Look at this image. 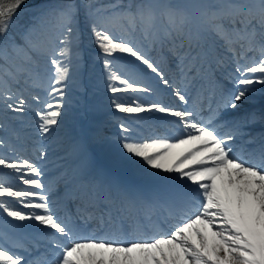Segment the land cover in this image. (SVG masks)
Returning <instances> with one entry per match:
<instances>
[{"label":"snow or ice","instance_id":"obj_1","mask_svg":"<svg viewBox=\"0 0 264 264\" xmlns=\"http://www.w3.org/2000/svg\"><path fill=\"white\" fill-rule=\"evenodd\" d=\"M25 2L0 0L3 110L26 113L28 100L21 88L36 82L41 62L47 61L51 66L49 95L57 99L35 115L39 134H52L63 114L65 89L70 82L77 83L83 22L88 39L99 50L96 58L102 60L106 72L111 107L130 114L137 126L148 129L159 128L152 123L153 114L175 118L164 123H174L178 135L165 129L138 137L129 124L120 122V159L133 163L138 159L154 174H175V181L156 175L161 185L151 191L123 184L96 167L82 143V164L71 177L67 193L79 200L78 211L75 219H61L45 192L51 191V185L42 182L43 169L27 158L0 155L2 224L20 229L32 227L23 222H38L49 249V259L37 262L22 244L8 247V232H0V264H264V134L257 146V138L242 131L248 124L264 122V112L221 123V109L225 117L230 115L226 110L239 109L248 94L257 90L254 85L264 86V0H193L186 4L116 0L107 5L60 0L40 10L17 36L10 33L12 20ZM159 18L165 23L157 27ZM118 28L127 34L139 31L145 42L167 49L185 87L170 81L160 63L136 40L117 36ZM117 53L134 58L139 67L135 63L117 65ZM250 53L258 55L253 58ZM225 57L234 62L237 75L229 79L235 89L223 94L215 109H209L208 119H198L200 113L194 108L173 107L139 95L155 94L154 88L139 79L150 72L186 105L187 87L201 77H211L226 62ZM32 99L39 103L38 96ZM244 135L251 137L248 148L238 146ZM96 139L100 144L106 140L99 135ZM6 146L0 137V148ZM40 156L46 153L41 150ZM155 208L163 210L161 225L176 221L168 232L148 236L130 234L123 227L133 212L139 216ZM7 218L21 223L11 224ZM89 221L106 229L105 234L82 235Z\"/></svg>","mask_w":264,"mask_h":264},{"label":"rangeland","instance_id":"obj_2","mask_svg":"<svg viewBox=\"0 0 264 264\" xmlns=\"http://www.w3.org/2000/svg\"><path fill=\"white\" fill-rule=\"evenodd\" d=\"M116 0H93V3H96L98 5H107L111 3H115ZM121 3H123L120 0ZM125 4L128 3H140L142 1L140 0H125ZM145 3H172V4H186L193 2V0H144ZM52 3H58L56 0H42L39 3H35L31 5L27 9H23L21 11H17L15 16L12 20V27L10 29V33L19 35V33L23 32L26 28H28L33 23V18L37 16L46 5L52 4ZM165 23L163 18H159L156 21V24H160V26ZM81 29L84 30L83 22H81L80 25ZM123 33V32H122ZM132 35L134 33H131ZM130 34V35H131ZM37 37H39L40 33L36 34ZM124 35V33L122 34ZM125 36V35H124ZM140 35H134L133 39L136 41H142V39L139 37ZM86 38L88 39V36L83 35L81 42H80V56L82 57L81 65L77 77V83H69V86L65 89L66 96H65V103L63 106V114L59 118L58 126H53L54 130L51 135L44 136V140L49 146H45L44 151L46 153V156L41 158H37L36 162L37 164L43 169L44 175L41 177L42 182L47 185V182L45 178L48 179V175L51 176V178H54L55 181L59 180L61 177H72L77 173V167L75 164V160L78 159L81 161L82 154H81V144L88 142V136L94 134L95 138L93 139L95 142V148H94V154L97 156L99 161H104V163L111 162V169L113 171H116L118 175L122 177H128L131 180H135L138 183H146L152 184V186L156 187L157 184L155 182V176L156 175H162L169 177V180L175 181V174H159L155 173L154 170L146 169L143 164L137 159L134 163L129 162L127 160L120 159L121 156V150H120V137L122 133L119 129V123L122 122L121 119L125 117V114L116 112L110 104L109 97L111 96V93L107 90V80H106V72L103 68L102 60L97 59V48L94 44L90 42L88 39L86 41ZM146 46L149 48V56L155 60L157 55H154L156 52V49L151 48V43L147 42ZM153 47V46H152ZM153 52H152V50ZM157 50L160 49L159 45H156ZM161 51L166 52L167 49H161ZM161 51L159 53H161ZM257 56V55H256ZM117 65L123 66L124 64L116 61ZM70 71H71V66ZM40 68L42 70L40 71ZM38 69L39 72H41V75H39L38 79H41L42 81L49 80L51 83V66L48 64L47 61H42L41 66ZM44 76V78H42ZM144 77L146 80L143 82H149L151 87H153L155 84L153 83H159L158 78L155 77V74H152L150 72H147L144 74ZM83 82V83H82ZM31 83V82H30ZM198 81H195V84H198ZM185 86V85H183ZM193 86L190 85V87ZM254 87L257 89L255 92H250L247 96V98L240 103L239 109L236 111L231 110L234 113H240L245 108V111L251 106V107H258L264 104V86H261L259 84L254 85ZM79 88V89H78ZM42 94V95H41ZM78 94V96H77ZM41 95V96H40ZM141 96V99L150 100V101H157L158 94L149 95L145 97L143 94H139ZM37 96L41 99L39 103H37V107H32L30 105L27 106V111L24 114H14L11 112H5L4 114L8 115L10 114L9 119V126L6 127V129H10L11 131L18 132V135L13 136L11 133H7L8 135H4L2 132L3 127H0V135L2 134L4 139L7 142V146L5 148H0V155H7L8 157H20L19 154L16 153L17 147L15 145H12V143L19 142L18 145H20V140L22 141L23 138L19 136L22 132H28L31 129H35L34 134H39L37 129L38 124V117L35 115L36 111L43 110L45 108V105L47 102H53L55 103V100L57 99L54 96L49 95V91L46 93H40L37 94ZM121 98L127 100V97L124 96V94H120ZM27 98L30 100V95L27 96ZM188 100H190V97H188ZM42 108L40 109V107ZM2 108V107H0ZM98 109H104L106 111V114H102L99 116L96 112H98ZM111 111V114L115 117L110 116L107 117L108 111ZM105 115V116H103ZM120 116V117H117ZM122 115H124L122 117ZM144 115V114H141ZM4 116V115H3ZM103 116V117H102ZM153 116L157 119L159 114H153ZM102 117V118H101ZM101 118V119H99ZM67 123L70 133L73 136H77V139H69L65 138L64 136V125ZM110 123H116L110 124ZM17 124H22L21 126ZM35 126V127H33ZM259 128V134H256L255 136L260 137L259 135L264 134V122H260L259 120L255 123L249 124V129L247 133L255 132L256 129ZM28 134V133H25ZM105 137L106 140L103 144H100L97 142L96 137L98 136ZM115 134V135H111ZM40 135V134H39ZM23 136V135H22ZM38 136V135H37ZM1 137V136H0ZM24 137V136H23ZM19 138V139H17ZM250 138L248 137V140ZM11 142V144H10ZM66 148V149H65ZM65 149V150H64ZM41 151V150H40ZM91 153V152H90ZM99 154V156H98ZM93 158V156H92ZM98 161V160H97ZM3 170H0L2 172ZM154 174V175H153ZM61 175V176H60ZM50 179V178H49ZM10 182L16 183V181L11 180ZM49 185V182H48ZM22 186V185H18ZM54 188L51 189L49 192L47 189H45V192L50 196V200L52 203V207L54 209L56 201L59 200V197H61L63 194H65V190L63 187H61L60 184H56L53 186ZM194 187V186H193ZM58 209V208H57ZM24 211H30L28 209H23ZM57 211V210H56ZM57 213V212H56ZM58 215V214H57ZM0 218L5 219V216L3 213H0ZM11 224H20L21 222L18 221H11V218H7ZM126 218L123 221V225H127ZM25 225L31 224L32 227H24L26 229H34V232L28 233L30 237L36 242V244H40L42 252L36 256L37 254H34L35 258H38V260H35L37 262L47 260L49 257V252L47 250V240L43 236V232H38V230H41L37 227L38 222H23ZM83 223V222H81ZM5 225H3L0 222V232H4ZM9 240L12 242V244L19 243V241H15L11 238L9 235ZM1 242V241H0ZM13 244V245H14ZM20 244V243H19ZM45 252V253H44ZM33 253V251H32ZM48 254V256H47ZM31 258V257H30ZM34 258V259H35Z\"/></svg>","mask_w":264,"mask_h":264},{"label":"bare ground","instance_id":"obj_3","mask_svg":"<svg viewBox=\"0 0 264 264\" xmlns=\"http://www.w3.org/2000/svg\"><path fill=\"white\" fill-rule=\"evenodd\" d=\"M171 67H174V66H171ZM220 78V77H219ZM221 80H225V78H221ZM157 88H159V90H160V94H158V95H161L162 97H163V99H164V96H163V93H169L170 94V92H171V90H172V88H170V87H166L165 85H163L162 83H158V85H157ZM173 97H175V96H173ZM164 104H168V105H172V103H171V97H169L167 100L165 99V102H164ZM175 107V106H174ZM176 107H178L177 106V104H176ZM228 113H229V111H227ZM224 114V113H223ZM222 114V120H221V123L223 122V119H225V118H228V116H224ZM175 119V118H171V117H163L161 114H159V117H158V120L159 121H161L162 123H163V121H166L167 119ZM173 127V126H172ZM137 129H141L142 130V128L140 127H136ZM165 129L169 132V133H172V134H174L173 132H171L167 127H162L161 128V130L164 132L165 131ZM245 130H248L246 127H244L243 128V130L242 131H245ZM244 138H246V136L244 137H242L241 139L243 140ZM238 146L239 147H242V143H240L239 141H238ZM92 148H93V146H92ZM89 155V154H88ZM90 157H91V155H89ZM92 158V157H91ZM99 168H103L108 174H110L112 177H114L115 179H117L119 182H121V183H123V184H126V185H130V186H133V187H135V188H138V189H141V190H144V191H151V190H154L155 189V187H153L152 186V184H147V183H149V182H146V183H138L137 181H135V180H131V179H129V178H120V175H118V173L116 172V171H113L109 166H104V165H101V167L99 166ZM159 174H163V173H159ZM123 180H125V181H123ZM155 181H156V179H155ZM161 183V182H160ZM140 184H144L143 186L142 185H140ZM64 187L65 188H67V189H70L71 188V182H67V181H64ZM142 187V188H141ZM65 204V201L64 200H61L60 202H59V204ZM75 208H73V210H74ZM78 209V208H77ZM155 210H156V213H159V208H155ZM165 215V214H164ZM71 217V216H70ZM159 217H161V220H163V216L162 215H159ZM73 219H75L74 217H72ZM144 218V217H143ZM158 224V222H157V219L156 218H152L151 220H148V219H146V218H144V220H141L138 224H137V231L138 230H142L143 232H145L146 233V235H148V236H151V235H153V234H155L157 231L159 232V230H160V227L157 225ZM154 225H155V227H154ZM92 226H93V224H92V222H90L89 223V226L88 227H86L84 230H85V234L83 233V235H85V236H87L88 234H90V232H89V230L92 228ZM164 226H166V225H163V227ZM124 228H125V226H124ZM11 230H15L14 231V233L15 234H17V236L19 237V238H28L27 237V231L26 230H24V229H11ZM135 230H136V228H135ZM41 231L43 232L44 230L43 229H41ZM105 231H106V229L104 230V231H102V230H100V231H98L97 233H96V235L98 236V237H101V236H103L104 234H105ZM48 247V246H47Z\"/></svg>","mask_w":264,"mask_h":264},{"label":"trees","instance_id":"obj_4","mask_svg":"<svg viewBox=\"0 0 264 264\" xmlns=\"http://www.w3.org/2000/svg\"><path fill=\"white\" fill-rule=\"evenodd\" d=\"M31 1H32V0H26V2H25L22 6L28 4V3L31 2Z\"/></svg>","mask_w":264,"mask_h":264}]
</instances>
